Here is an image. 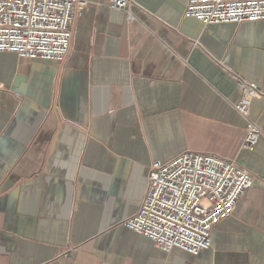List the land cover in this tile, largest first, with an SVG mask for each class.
<instances>
[{"label":"crops","instance_id":"1","mask_svg":"<svg viewBox=\"0 0 264 264\" xmlns=\"http://www.w3.org/2000/svg\"><path fill=\"white\" fill-rule=\"evenodd\" d=\"M62 62L0 54V264H264V98L241 148L237 79L264 92V20L202 24L186 0H86ZM234 160L253 183L197 256L120 225L153 159Z\"/></svg>","mask_w":264,"mask_h":264},{"label":"built area","instance_id":"2","mask_svg":"<svg viewBox=\"0 0 264 264\" xmlns=\"http://www.w3.org/2000/svg\"><path fill=\"white\" fill-rule=\"evenodd\" d=\"M134 0H109L127 22L136 19ZM86 0H0V54L62 62L70 52L75 18ZM183 16L202 24L264 20V0H186ZM240 98L234 104L245 120L241 148L251 150L261 129L250 118L252 100L264 92L252 81L237 79ZM138 210L120 225L170 252L178 248L197 256L211 245L214 226L230 217L252 186L250 173L234 160L185 150L168 161L153 159ZM101 264H108L101 262Z\"/></svg>","mask_w":264,"mask_h":264}]
</instances>
